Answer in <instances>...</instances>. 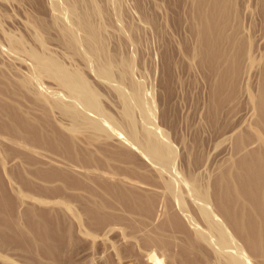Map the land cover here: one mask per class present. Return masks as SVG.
Returning <instances> with one entry per match:
<instances>
[{"label": "rangeland", "instance_id": "obj_1", "mask_svg": "<svg viewBox=\"0 0 264 264\" xmlns=\"http://www.w3.org/2000/svg\"><path fill=\"white\" fill-rule=\"evenodd\" d=\"M227 1L0 0V264H264V0Z\"/></svg>", "mask_w": 264, "mask_h": 264}, {"label": "bare ground", "instance_id": "obj_2", "mask_svg": "<svg viewBox=\"0 0 264 264\" xmlns=\"http://www.w3.org/2000/svg\"><path fill=\"white\" fill-rule=\"evenodd\" d=\"M222 1H227V0H222ZM228 2V1H227ZM227 2L224 4V5H226L227 4ZM217 3H218V1L217 2H215V4L217 5ZM226 7V6H225ZM215 10V9H214ZM214 10H212L211 12H213V13H215L214 12ZM212 14V13H211ZM213 15V14H212ZM204 20H205V23L204 24H202V28H205V27H207L205 30H203L202 29V31H201V37H202V41L203 42H205V45H206V54L207 55H209V56H211V55H213L212 54V51H211V49H212V47H213V45H214V42L217 40L216 38H214L213 36L214 35H212L211 33H210V29H211V27H210V25H211V23H212V16L210 17L209 15H207L206 13H205V15H204ZM210 27V29H208ZM216 37V36H215ZM202 44V43H201ZM212 46V47H211ZM212 57V56H211ZM208 58H210V57H208ZM54 69V68H53ZM57 69V68H56ZM59 70V69H58ZM60 70H61V67H60ZM55 71V70H54ZM63 73V72H62ZM68 75H69V73H68ZM229 75V74H228ZM73 76V75H72ZM71 76V77H72ZM66 77H68V76H66ZM64 78V80L65 79H67V80H69L70 78V76L68 77V78ZM75 77V76H74ZM73 77V78H74ZM72 78V79H73ZM71 79V80H72ZM70 80V81H71ZM74 80V79H73ZM75 80H77V78H75ZM79 81V80H78ZM68 83V82H67ZM75 83V82H74ZM76 84V83H75ZM77 85V84H76ZM78 86V85H77ZM74 88V87H73ZM78 89V88H77ZM263 90H264V88H263ZM75 91V90H74ZM261 92H262V89H261ZM77 93V92H76ZM263 93V92H262ZM88 94V93H87ZM261 96H263V94L261 95ZM92 99L91 100H93V97H91ZM262 99V100H261ZM260 100H261V103H263L264 104V96L261 98ZM89 101V100H88ZM90 102V101H89ZM87 103V102H86ZM96 103V102H95ZM142 103H143V101H142ZM145 103V102H144ZM89 104V103H88ZM97 104V103H96ZM95 104V105H96ZM148 104V103H147ZM92 105H93V102H92ZM143 105V104H142ZM88 106H90V105H88ZM93 107V106H92ZM91 107V108H92ZM95 107V106H94ZM145 107V106H144ZM151 105L149 106V108L151 109ZM90 108V107H89ZM85 110H86V108H85ZM84 110V111H85ZM89 110V109H88ZM91 111H93V110H91ZM147 111H151V110H149V109H147ZM88 112V111H87ZM82 113V112H81ZM90 113V112H89ZM148 113V112H147ZM150 113V112H149ZM98 114H99V112H98ZM151 114V113H150ZM82 115H84V114H82ZM144 115L145 116H148V115H146V113H144ZM87 116V115H86ZM100 116V115H99ZM105 117H107L106 115H104ZM103 116V117H104ZM104 117V118H105ZM150 118H151V115H150ZM149 118V119H150ZM104 120V119H103ZM97 121V120H96ZM151 121V120H150ZM100 122V121H99ZM103 122V121H102ZM105 122L107 123V121L105 120ZM111 122V121H110ZM148 122V121H147ZM95 123V122H94ZM97 123H98V121H97ZM105 123V124H106ZM149 123H151V122H149ZM100 124V123H99ZM98 124V125H99ZM108 124V123H107ZM152 124V123H151ZM97 125V124H96ZM110 125V124H109ZM103 126V125H102ZM105 126V125H104ZM98 127V126H97ZM101 127V126H100ZM99 127V128H100ZM111 129V128H110ZM109 129V130H110ZM152 148H150V150H151ZM158 150V149H157ZM152 151V150H151ZM155 153H156V150H155ZM160 153V152H159ZM262 154V153H261ZM160 158V157H159ZM254 164H256V163H254V161L253 160H248V161H246L243 165H241V168H243L244 169V165H245V169H246V171L244 172V170H242V172L241 173H239L238 175V184L236 183V190L241 194L240 195V198H242V197H244V192H246V193H248V195L249 196H254V194H253V192L255 193V191L253 190V185H254V179L256 180V175L255 174H253V173H248V172H250V171H252L254 168H255V166H254ZM261 164V163H260ZM256 165H258V164H256ZM262 166V165H261ZM244 172V173H243ZM253 172V171H252ZM248 173V174H247ZM246 174V175H245ZM238 185V186H237ZM205 200V199H204ZM208 211V210H207ZM249 213H247V214H243V216H244V221L242 220V225L241 226H243L242 227V231H243V233H244V235L247 237V239H249L250 241H253V235L255 234V233H253V232H251V228L253 229V227H252V223L250 222V225H248V222H247V216L248 217H250L249 215H248ZM38 222H39V224L40 225H42L43 223V227H42V229L43 230H51V231H54V230H52L51 229V226L49 225V223L48 222H46V221H40V219H38ZM237 222H239L238 220H237ZM244 222V223H243ZM246 222H247V225H246ZM39 224L37 225V228H38V230L39 229H41V227H39ZM223 229V228H222ZM224 230V229H223ZM246 230V231H245ZM224 231H226V229L224 230ZM221 232L225 235L226 233L225 232H223L222 230H221ZM220 232V233H221ZM55 234H57V233H54V235ZM253 234V235H252ZM228 234H226L225 235V237H226V239H225V241L227 240V243H228V241H231V240H229L230 238H227L228 236H227ZM46 241H49V242H51V243H54V238H53V236L52 237H50L49 236V234L47 233V238H46ZM221 243V242H220ZM225 245H226V247H227V245L228 244H226V242H225ZM230 246V245H229ZM240 257V256H239ZM152 258H154V264H160V258H158L157 257V255H152ZM241 258V257H240Z\"/></svg>", "mask_w": 264, "mask_h": 264}]
</instances>
